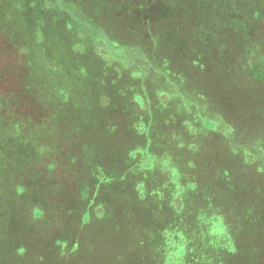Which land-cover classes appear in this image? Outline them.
Returning a JSON list of instances; mask_svg holds the SVG:
<instances>
[{
	"label": "rangeland",
	"instance_id": "rangeland-1",
	"mask_svg": "<svg viewBox=\"0 0 264 264\" xmlns=\"http://www.w3.org/2000/svg\"><path fill=\"white\" fill-rule=\"evenodd\" d=\"M59 1L77 7L80 10L79 17L74 15L73 20L88 25L93 31L98 28L105 31L108 25L124 29L131 22L134 28L130 26L127 31H118L120 34H128L130 42L141 37L144 30L150 31L148 27L141 26L144 24L141 6L147 0H136L133 5H128V0H20L23 6H17L16 10L12 0H0V94L5 97L21 92L17 95V100L21 101L13 106L19 105L17 107L20 110L26 111L24 116L30 123L36 117V104L30 100V95L36 96L34 92L37 91V95L47 103L44 110L52 112L55 127L61 121L68 120L73 108L71 99L65 98L66 93L61 85L64 82L62 75H69L71 68L75 75L79 72L80 78H84L88 70L100 69V77L106 71L101 68L104 60L98 64L88 47L85 50L87 53H83L79 43L81 39L76 40L75 35H79L80 29L69 25L64 14H61L63 12L59 11L63 7ZM166 5L160 12L163 21L159 20L157 30L155 26L151 30L152 35L155 34L154 38L160 36L156 51L162 59L159 68H163L162 73L166 72L165 78L170 89L167 93L166 88L164 91L155 90L149 101L135 93L136 89L130 84L131 87L126 88V93L133 99H140L138 102L143 105L142 113L137 117H129L130 128L138 135L145 132L142 118L144 110L149 112V103L157 109V118H164L165 124L166 120H172L170 114L178 121L174 120L176 123L168 127L167 131L165 126L163 131L157 126L147 129L152 151L160 154L156 157L157 166L156 163L152 165L151 159L145 161L152 165L148 167L154 168L151 171L153 174L142 176L133 171L136 167L131 173L125 171L121 174L122 181L135 187L141 196L145 189L142 179L149 178L147 181L152 186L147 189L146 196L140 197L148 200L149 204H143V200L142 204H138L140 200L136 199L132 201L133 204H126V198L132 191H124V187L121 190L120 185L115 187L105 184L104 187L113 186L107 193L111 198L112 191L116 206L129 205L131 215L121 217L116 213L112 216L111 225H105L102 218H94L95 226L90 237L97 246L92 245L94 248L91 256L83 261L75 258L65 264H107L111 253L130 245L129 255L135 257L138 264H213L219 252L222 253V247L218 244H226L227 236L231 238V235L233 240L226 244L223 253L219 255V262L240 264L242 256L237 258L231 245L239 242L244 245L250 238H253L255 245L260 241L258 238L264 239V227H261L264 224V199L256 191L264 189V0H213L211 4L203 0H166ZM133 6L138 8L137 15L129 18L127 12ZM167 33L168 39H164ZM88 40L96 46L95 51H103L102 39L91 37ZM72 45L75 46L73 51L76 54L72 51ZM145 51L148 54L151 49L146 47ZM142 56V52L134 48L124 53V58L128 59L126 62L130 58L140 62ZM22 62L25 64L22 65ZM47 62L50 64L47 65ZM144 63L149 79L155 68L150 59ZM172 67L173 71L167 70ZM108 72L114 73L111 70ZM102 80L97 82L99 85L96 83L99 88L103 83L108 85ZM131 82L136 87V81ZM171 85L174 97H180L178 105L175 104L179 115L162 108L164 101L170 98ZM27 88L30 91H26ZM99 93L103 91L100 89ZM166 94L169 97L166 98ZM95 95H83L90 96L89 99L93 101L91 114L101 123H114L112 132L117 136V122L122 114L119 109L117 113L113 112L112 103L115 108L125 111L124 119L119 121L122 127L126 125V116H129L126 115L128 106L118 96H111L106 101L100 94L96 102ZM190 95L197 99L198 105L195 101L193 106L184 103L191 100ZM65 99L68 103L63 102ZM188 108L195 109V114L200 118L197 131L189 127L193 126L192 120L189 122L181 118V114H185L181 112H186ZM12 114V111L9 112L10 117ZM147 117L153 118L150 114ZM93 122V119L90 120L89 125ZM87 128L86 125L82 126V130L76 134L77 142L82 146L90 141L84 157H104L109 160L113 156H110V146L94 145V141L88 137ZM157 128L164 134L162 141L158 139V134H162L157 133ZM122 130L123 133L117 137L118 140L121 138L119 142L124 150L127 135L124 127ZM54 133L56 138L51 139V145L57 142V129H54ZM70 140L63 144L62 153L59 152L60 159L68 162L73 150ZM105 141L112 143L109 138ZM170 155H173L171 158L174 161L170 160ZM47 159L55 163L57 156L50 155ZM84 164H87L85 158ZM227 169L231 170V177L225 180L221 175L227 174ZM106 179L110 182L111 178ZM228 183L232 187L226 188L227 192L224 193L223 185ZM80 185L78 194L82 186L86 188L87 181ZM193 190H196L195 194ZM101 196L106 199L105 191ZM234 196L237 201L235 204H259L261 201L259 205L262 212L258 214V225L252 223L255 216L249 217L251 210H248L250 213L242 221L237 216L225 213L223 204L234 203ZM95 208H92L93 212H98L97 205ZM217 209L222 210L226 216H217ZM134 220L146 230L144 234H135ZM142 235L148 238L145 242H142ZM133 237H136L135 241L131 240ZM154 237L164 242L168 240L163 247L165 256L161 258L157 252L159 247H155L154 240L150 241ZM172 237L179 239L170 243ZM249 247L247 245V249ZM81 250L84 248L81 247ZM263 256L260 259L264 261Z\"/></svg>",
	"mask_w": 264,
	"mask_h": 264
},
{
	"label": "trees",
	"instance_id": "trees-1",
	"mask_svg": "<svg viewBox=\"0 0 264 264\" xmlns=\"http://www.w3.org/2000/svg\"><path fill=\"white\" fill-rule=\"evenodd\" d=\"M203 1H207L211 4L213 0ZM63 2L61 1L60 3L59 1L60 6H63H61L62 8L59 11L63 12L60 13L62 15L64 14L69 25L80 29L78 32L79 35H75L77 36L76 40L81 39L79 43L84 51L83 53H87L85 50L87 49L86 47H88L89 53L91 55L94 54V59L98 61V64L100 61L104 60L102 61L101 68L103 67L106 71L101 73L102 77H100L98 74L100 69L98 71L88 70L85 77L80 78L79 72L75 75L73 73L74 69L71 68L69 75L65 73L62 75L64 81L61 83L63 92L66 93L65 98L69 97L73 102V108L68 120L61 121V124H57V127H55L53 123L54 118L52 112L44 110L45 104L47 103L42 100L40 95H37V91L34 92L36 96L34 94L30 95V100L34 101L36 104V106H34L36 117H34L30 123L25 119L24 114H27L26 111L20 110L19 107H17L19 105H16V107L13 106L21 101L17 100V95H20L21 92L17 90L16 92L18 93H14V96L7 95L5 97L3 94H0V264H65L67 262H72L75 258H81L80 261L86 260L93 252L92 250L94 247H92V245L97 246L96 243L94 244L95 241L93 238L91 239L90 237L95 226V221L93 219L97 218L100 220L102 218L105 225H111L113 221L112 216L116 213H119L121 217H128L131 215V208L126 204H133L132 201L135 199L140 200L138 204H142L141 200L143 199L140 197L143 195L146 196V193H148L147 189L152 186L151 183L147 181L149 178L142 179L145 183V189L142 190L141 196L138 191H135V187L126 185L121 179L122 173L125 171L126 173H131L134 167H136V169L133 171L136 173L142 176H149L153 174L151 171H154V168L151 169L148 166H152L154 163H156V166L158 165L156 157H159L160 154H156L152 151L147 129H153L157 126L161 127L162 131L166 127L167 131L168 127L178 122L175 120L174 116L170 114L172 120L168 122L166 120L165 124L164 118L158 119L157 115H155L157 109L149 103V112H144L142 118L143 125L145 126L144 134L138 135L129 125V117H137L143 111L137 107L138 102L136 99H133L126 93L127 87H134L137 91L135 93L140 95L141 98L149 101L152 98L151 93L155 90L164 91L166 88L165 92L167 93V90L170 89V84L165 78L167 75L166 72L165 75L161 72L163 68H159L162 59L156 51L160 36L154 38L155 34L152 35L151 30L153 26H155L157 30L160 21H163L160 12L167 6L166 0H147L144 5L141 6V10L144 14V24H141V26L143 28L148 27L150 31L144 30L142 36L138 37L134 42L129 41L128 34H120L118 32L127 31L130 26L134 28L133 23L127 22L128 26L124 23L123 25H126L124 29L120 27L116 28L117 26L112 28L111 25H108L105 27L106 32L99 28L93 31L88 25H82L79 21L75 22L73 20L74 15L79 17L78 12L80 10L77 7L75 8L68 2H64L65 4H63ZM127 3L128 5L129 3L133 5L136 4V0H128ZM12 5L15 7V10L17 6L20 5L21 8L23 6L20 0H12ZM51 8L55 10L54 7ZM96 12L98 11L96 10ZM136 12H138V8L134 6L131 7L127 12L128 17L130 18V16L133 15L136 16ZM126 19L123 20L125 21ZM168 36L169 34L167 33L164 39H168ZM91 37H97L99 40L102 39L100 41L103 51L100 49L101 47H99L101 51H95V49H97L96 46L87 42ZM74 45L76 44L74 43ZM74 45H72V51L74 50ZM146 47L151 49L148 54L145 51ZM133 48L142 52L143 60L141 59L140 62H136L137 59L135 58H130V61L126 62L128 59L124 58V53ZM163 58L165 59L164 56ZM147 59L152 61L155 68L153 76L149 79L147 78L148 72L144 63ZM23 61L25 60L23 59ZM109 63H112V65H108ZM23 64L25 63L22 62V65ZM46 64L49 65L50 62ZM79 65L81 64L79 63ZM171 69L173 71L174 68H167V70ZM108 70L114 73H109ZM105 74L106 77H103ZM83 75L81 74V76ZM101 78L104 79L102 81H106L108 85L106 86V84L103 83L99 88L97 82L99 80L101 81ZM133 80L136 81V87L131 82ZM129 84L131 86H129ZM19 88L18 86L17 89ZM100 89L103 93H99ZM28 90L29 88H27L26 91ZM172 90L173 86L171 87L170 98L164 101L165 103L162 108H164L165 111H175L179 115L176 105H178L180 97H174ZM86 93H90L92 96L93 93H96L95 100L100 94L105 97L104 99H106V101L109 100V98L111 99V96H118V99L120 101L122 100L125 106H128V113L126 115L129 116H126V125H123L127 135V144L125 143L124 145V150L126 149L125 153H123L124 150L120 143L121 138L119 137V142L117 137L121 132L123 133V127L120 122L124 119L125 111L120 108H115V104L112 103L113 112L117 113L119 109L122 114L117 122L118 134L115 136L112 132L114 123H101L91 114L94 104L93 101L89 99L90 96L83 97ZM167 97H169V95L166 94V98ZM190 99V101H184V103L190 104V106L195 105V102L197 104V99L194 96L190 95ZM126 101L129 104L126 103ZM63 102L68 103V100L65 99ZM21 109H23V107ZM196 109L198 111V108ZM11 111L13 112V116L10 117L9 112ZM195 112V109L192 110L188 108L186 112H181L185 113L181 114V118L187 119L189 122L192 120L191 123L193 126L189 127L197 131V129H199L198 119L200 118ZM149 114L153 116V118L147 117ZM103 118H105V116H103ZM92 119L94 122L89 125ZM84 125L88 127V137H91L90 139L94 141V145L107 148L110 146L112 152L110 156H113L109 160H106L104 157L97 159L87 155L84 157V151L86 147L90 146V141L87 145L82 146L77 142L76 136ZM188 125L190 124L188 123ZM54 129H57V142H55V145H51V139L56 138ZM157 130V133L162 134V136L158 134L159 141H162L164 134L160 129L157 128ZM103 133L104 135L102 136ZM69 138L71 139L69 142H71L73 150L69 155L68 162V160L60 159L61 155L59 152L62 153L63 144L66 143ZM108 138L112 143H106L105 140ZM116 151L117 153H115ZM50 155L57 156V161H54L55 163L57 162L56 164L47 159ZM171 157H173V155H170V160L173 159L174 161V158ZM84 158L87 164H84ZM147 159L152 160V165L145 162ZM143 165H145V167ZM55 166H57L56 169ZM229 170L227 169L228 173L221 175V178L228 180L231 177V170ZM130 177V179H132V174H130ZM106 178H111L110 182H108L109 180ZM85 181H87L86 188L83 189L82 186L81 192L78 194V186L80 187V184H83ZM108 183L115 187L120 185V189L124 187V191L133 192H130L131 194L126 198V204H121V207L116 206L112 191H110L112 195L111 198L107 193L108 189L113 186L104 187L105 184ZM231 187L232 184L230 183L223 185L224 193L227 192L226 188L229 189ZM103 191H105L106 199L101 196ZM193 191H195V194L196 190ZM256 191L260 194V197L264 199V189ZM47 194L48 196L53 195L51 199L56 198L57 200L54 201H56L57 204H39L42 202L39 197L47 196ZM26 198L28 201H26ZM180 201L182 202V200ZM232 201L234 202L232 204H223L225 213H229L230 216H237V218L242 221V219L247 217L248 213H250L248 210H251L252 212L249 214V217L250 215L256 217H254L255 219L252 220V223L256 225L259 224L260 219L258 217L260 215L258 214L262 212V207L259 205L261 201L259 204L253 202L248 204H235V202H237L235 196L232 198ZM156 203H158V201H156ZM143 204H149L148 200H143ZM160 204L163 203L160 202ZM96 205L99 210L98 212H93L94 210L92 208L96 210ZM215 213L217 216H226L222 210L218 211L217 209ZM249 217L247 220H249ZM103 222L101 223L104 224ZM132 223L135 234H144L146 232L144 228L138 226L135 220ZM261 227H264L263 223ZM141 237L143 240L142 242L148 239L145 235ZM227 237V241H225L226 244L233 240V235H231L232 239L229 236ZM135 238L136 237H133L131 240L135 241ZM178 239V237H172L170 238V243H174ZM258 239L260 241L257 243L258 241L255 239V241H257L255 245L253 244V238H250L248 241L246 240L244 245L241 244V242L237 244L233 241L234 246L231 245L232 250L234 249V252L236 251L235 254L237 258L242 256L240 264H253L254 262H256V264L264 263V261L260 259L261 256L264 255V239ZM152 240L155 241V247H159L157 252L160 254V258L163 255L165 256L163 247L168 240L164 242L163 239L158 240L156 237L150 241ZM223 240H225V238ZM226 244H218L219 247H222V253ZM247 245L250 246L248 249ZM130 246H122L121 249L111 253L107 264H138L139 261L137 262L135 257L129 255L131 251ZM81 247L84 248V250H81ZM222 253L220 251L219 255ZM219 255L215 263L221 261ZM218 264H220V262Z\"/></svg>",
	"mask_w": 264,
	"mask_h": 264
},
{
	"label": "crops",
	"instance_id": "crops-1",
	"mask_svg": "<svg viewBox=\"0 0 264 264\" xmlns=\"http://www.w3.org/2000/svg\"><path fill=\"white\" fill-rule=\"evenodd\" d=\"M140 100V99H139ZM138 99L136 100L137 102L139 101ZM137 107L141 110V111H143L142 110V107H143V105H141L139 102L137 103ZM144 112H147V111H145L144 110ZM45 194V193H44ZM50 196V197H49ZM48 196V194H47V196L45 195L44 197H39L41 200H42V202L41 203H39V204H57V202L56 201H54V200H57L56 198L55 199H51V197L53 196V195H49ZM27 199V198H26ZM26 201H28V199L26 200Z\"/></svg>",
	"mask_w": 264,
	"mask_h": 264
},
{
	"label": "clouds",
	"instance_id": "clouds-1",
	"mask_svg": "<svg viewBox=\"0 0 264 264\" xmlns=\"http://www.w3.org/2000/svg\"><path fill=\"white\" fill-rule=\"evenodd\" d=\"M234 250V249H233Z\"/></svg>",
	"mask_w": 264,
	"mask_h": 264
}]
</instances>
